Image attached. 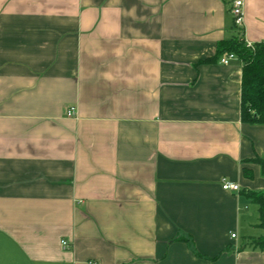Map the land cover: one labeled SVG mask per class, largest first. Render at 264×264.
Masks as SVG:
<instances>
[{
    "label": "crops",
    "instance_id": "0c3cea01",
    "mask_svg": "<svg viewBox=\"0 0 264 264\" xmlns=\"http://www.w3.org/2000/svg\"><path fill=\"white\" fill-rule=\"evenodd\" d=\"M234 1L0 0V264H264Z\"/></svg>",
    "mask_w": 264,
    "mask_h": 264
},
{
    "label": "trees",
    "instance_id": "16d2710c",
    "mask_svg": "<svg viewBox=\"0 0 264 264\" xmlns=\"http://www.w3.org/2000/svg\"><path fill=\"white\" fill-rule=\"evenodd\" d=\"M231 38L218 43L217 52L208 61L234 53L242 62L241 118L253 124H264V41L248 46L241 29L237 28ZM264 176V157L256 158ZM251 199L258 204L260 220L258 226L264 228V191H251ZM255 247H264V236L252 238Z\"/></svg>",
    "mask_w": 264,
    "mask_h": 264
},
{
    "label": "built area",
    "instance_id": "2783aa9c",
    "mask_svg": "<svg viewBox=\"0 0 264 264\" xmlns=\"http://www.w3.org/2000/svg\"><path fill=\"white\" fill-rule=\"evenodd\" d=\"M232 13L234 15V24L237 28L241 29V33H244V1L243 0H235L233 2V6H232ZM248 46L252 47V43H247ZM237 58V55L234 53H229V54H225L223 56H221L220 60L222 63L228 64L231 60H234ZM66 114L69 117H73L76 115V107L75 106H71L67 109ZM223 188L225 190H235V191H239L240 190V184L239 183H235V182H230L225 180L223 182ZM237 234L233 233L232 237H236ZM91 264H96L95 262L91 263Z\"/></svg>",
    "mask_w": 264,
    "mask_h": 264
}]
</instances>
